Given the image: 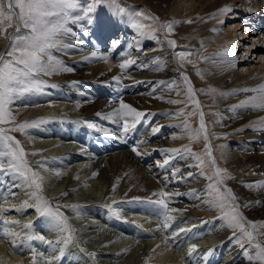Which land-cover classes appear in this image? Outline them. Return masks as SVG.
<instances>
[{"label": "bare ground", "instance_id": "1", "mask_svg": "<svg viewBox=\"0 0 264 264\" xmlns=\"http://www.w3.org/2000/svg\"><path fill=\"white\" fill-rule=\"evenodd\" d=\"M130 1L135 2L144 7H147L148 10L150 9L149 11L155 14L158 19L166 20V21L168 20L170 21V23H172L173 25L172 32L169 33L166 30V34L164 32L165 35H162L160 39L158 46L160 47V49H158L157 47L153 49L150 52V54H143V53L141 54L139 52L136 53L135 55L133 54L134 55L133 57L132 54L129 53L128 54L129 57L131 59H134L136 63L130 65L128 69L123 73L119 67L121 63L114 64L111 61H109L110 59L108 60V58L100 59V57L102 56L99 54H101L100 51L104 42H107L110 36L114 34H118L120 30L123 31L124 28L125 30H127V28L130 25L129 14L122 21L121 19H118V16L115 15H112L111 18H108L109 16L108 13H112L113 11L107 6L105 7L102 6L100 20L98 21L99 25L97 26L95 25V23H92L91 25L88 24V27L91 29L88 35H85L84 32H80L78 33V36H76L75 39L72 37L68 38L66 42L69 45H73V47H68L65 49L63 48L64 52L62 53L64 58L67 61H70V63L72 64V68L74 69L73 72L75 73V75L73 73L72 74L73 76L71 78L78 79L85 83L90 82V84L92 85L113 83L114 85H116L117 88V90L115 89L116 91L119 92L120 90L124 89V91L128 90L127 92L128 94L129 93L130 94L126 96L125 93L122 94L120 91L118 93V96L116 95L117 98L114 97L111 100L104 98L107 95L104 94L105 92L104 93H100V91L93 92V90L90 91L88 95L81 92L77 93L75 91L65 92L64 90H56L53 92L52 95L47 94L51 101L49 104L50 110L44 111V113L42 112L43 114L40 117H44V118L47 117V118L43 119V122L45 123L38 127V131H35V134L33 133L35 135V137L33 138L37 139L40 136L41 138L44 137V140L40 138L39 142L37 143L39 145V152L41 151L43 152L42 153L43 157L51 156V155L47 156L46 154V151L50 148L49 142L53 140L57 142V144H61L68 139V133L65 131L66 129H68L67 127L68 125L58 128L53 127V124H55V119L53 118H56L55 116H57L55 115L54 112L57 109L60 110L62 108H65L67 101H70L72 104L74 101H77L76 109L77 108L81 109V114L83 115L82 118L89 119V117H93L94 124L96 125L95 128H89L87 125L84 124L85 128H87L89 131H98L96 133L101 134V136L103 135L104 145L101 146L102 148H99V146L98 147L91 146V147L92 150H94V155L96 157L98 156L97 155L98 152H99L98 154L105 153L103 159H104V164H106L107 166V169L106 171L101 172L98 178L99 181L93 183L91 181V183L93 184L92 187L97 188L98 182L101 183V185L106 182L109 183L108 182L109 177L106 176L108 175L106 174L107 171L112 174L111 177H114L115 182L117 180L116 179L117 177L122 178V180L118 181V182H122V187L119 188H121L120 189L121 195L128 193L127 197L129 199L127 200V203L130 206V218H129L131 219L130 223L134 225L136 229L138 228V229H142L143 231H146L144 232L145 233L144 234L143 231L139 230L138 235L139 234L140 236L148 235L153 238L152 244L148 251L149 253L145 256V259L143 260L142 264H183V260H182L184 259L183 256L188 255L189 249L191 247L188 245L181 246L182 242H185L182 241L179 243V241L182 240L183 238L184 231H179L180 229L178 228L182 227V225H186L187 227L186 228L184 227L185 231H188L189 229L192 230L194 228L201 230L200 227L204 226L202 222L207 217L208 219L204 224L209 223V225L213 226L212 223L213 220L211 218L213 217V215L204 213L203 210L205 208H201V206L203 207L206 205L204 203L201 205L199 202L197 203L195 201L191 203V206L197 203L199 204V206H196V209L199 210L195 211L194 217L190 220V221L194 220L195 222L193 223L185 224V220L182 221L181 219L180 221V223H182L180 224L181 226L169 225V227L165 229L163 227V224L154 226L149 224L148 222L150 217L149 214L151 212L157 218L162 217L160 215L159 206L153 203L155 200L159 199V197L154 196L153 193L163 190L164 192L169 193L170 197L179 196L183 199L187 198L185 196V192H186L185 188L179 187L181 182L177 178L172 179V172L175 169H180L181 170L180 172L186 175L187 172L185 171V169L189 167L188 164L185 163V159L180 158L181 154L177 155L173 153H165L163 151L165 149H182L183 143L185 142L187 136H185V134H176L171 137L170 141H166V139H160L161 131L163 129L165 130V128L169 127L170 125H173L175 122V119L170 117L171 115H169L170 109L175 111V109L180 108L177 106L178 103L173 104V103H168L167 101L180 100L179 96L183 94V90H181L180 88L177 89L175 86L172 85L171 87H169L171 78H173V76H178L177 78L179 77L181 78L180 75L181 72L179 67L175 63L176 61L172 57L173 54L171 52L170 46L166 43L167 33L171 34V36L174 35L175 40L179 43L183 39L186 43V46L188 47L200 48L201 46H209L210 51L208 50L206 54L202 55L199 59H197L194 65L190 66L188 64L183 63V61H181V65L185 67V69L188 71H192L195 69L199 70L204 78H207L210 74L213 77H215L213 82L210 84V87L211 89L216 90L214 92L215 102L220 105V111L224 115L222 117V120L223 122H225V125L227 126L226 128H223L219 132L223 133V131H225L226 129L243 125V123L247 121L249 124V120L261 115L264 112V111H252V110H244V109H238L236 112L230 111L229 109L235 105L232 103L237 101L240 97H242V96L239 97V94L243 92L241 90L231 91L228 87L234 84V87L236 85L239 86L240 88L244 87V89H251V88H256L257 86L260 85H264V80H262L261 82H257L256 81L257 78L253 79L254 78L253 71L245 74L246 69L244 67L238 68V65L234 68L231 66L230 69L224 68L223 71L218 75V71L221 64L223 62H226L225 61L226 56L223 55L225 47L230 45L228 49L234 51L231 52V54L233 53L232 55L236 56L237 51L235 49L239 43V40L237 39L238 36H241L240 33H237L239 29L236 25H229L228 28L230 30V33L232 34L227 33V37L226 36L223 37L220 29L217 28V26H214V22L216 20L218 23L221 22L220 20H223V18H228L225 20V22L229 20L228 15L225 16L224 13L220 12L221 9L231 7V4H228V0H212L210 1L212 3V6L207 5L205 3V0L204 1L201 0L200 3L198 4V8L201 7L202 5L201 11L198 12L197 8L191 7L193 12L190 11L189 15H186L184 17L177 16L176 13L172 11V8L174 6L172 0H130ZM175 4L177 5L178 2ZM261 5H262V0H257L254 5V7L256 6L255 7L256 12L254 14H257V10H258L257 8L260 7ZM212 15H215L217 18L216 19L212 18ZM229 15H231V12L229 13ZM188 21L191 22L189 23ZM181 24H183L184 26L179 27V25L181 26ZM261 25L264 26L263 24ZM262 26L258 27L259 32H261ZM97 27H99L100 29L96 30ZM247 29L248 28L243 29L244 36L246 34ZM13 31L14 28L7 29L8 33H12ZM230 35L231 37L229 38ZM218 39L219 41L221 39L222 47H219V43L216 44L215 41ZM259 41L260 43H262L261 44L262 48L261 47L260 48L263 49L264 40L260 38ZM145 42H147L146 39L140 40L138 41L137 45L141 46ZM214 42L215 44H213ZM8 43L9 41L7 39L0 38V53H4V49L8 45ZM135 44L133 45L136 46ZM254 46L256 45L254 44ZM93 52L97 53L96 57L92 56ZM209 52L210 54H208ZM125 54L127 55V53ZM107 57H110V55H108ZM240 57L241 56H239V58ZM239 58L237 59L235 58V59L239 60ZM259 61L262 62L260 66H258L262 71V74L260 75L261 78L264 77L263 55L259 56ZM244 63L245 61L242 62V64ZM142 65H147V67H142ZM242 74L245 75L243 76ZM117 76L121 77L119 81L114 80V77ZM243 77H245V79ZM161 81L166 83L161 84L160 83ZM242 81L245 82L244 86H242L243 85ZM176 84H178V80L177 83L175 82V85ZM111 86L113 87V85ZM177 91H180L181 94L177 95ZM221 93H235V94L222 96L220 95ZM70 94H72V96ZM96 96H98L97 97L99 98L98 100ZM211 97L210 99H213ZM121 100L124 103L131 105L137 111L145 113V117L141 118L140 122L136 124L135 129L127 134L123 132V128H122L123 121L118 120L117 117H112V119L103 118L104 116H107L113 113L116 109H118L120 107ZM32 101L27 96L26 98L20 99L16 103L19 107L23 105L22 107L23 111L21 113L22 116L24 115L25 117L29 111H32L27 109L28 105H32V106L35 105L34 107H32L33 110L36 109L39 110L38 108H41L39 107L40 105L38 104V102H40L41 100L39 101L36 100L34 102ZM14 108L15 110L17 109V107ZM45 112H47V114H45ZM161 113H164V115ZM57 114L58 116H63L62 112ZM69 114H74V113L71 112ZM36 117L38 116H35L34 118ZM47 120L48 122L46 123ZM230 122H232L233 124H230ZM98 125H101V127H99ZM252 126H259V128H264L262 127L264 126V124L261 122L260 123L256 122V124H252ZM153 128H159L160 131L156 134H153L152 131ZM261 133L264 135V131H262ZM220 135L222 136V134ZM237 135L243 138L239 132ZM263 135L258 136V138L256 139L255 137H253L249 141L250 143L247 141L249 143L247 147L243 145L244 143L239 142L240 147H242L241 148L243 152L242 155L236 156L229 153V155L227 154L226 156L225 155L223 156V159L227 162V164L230 165V169L232 171H245L244 176L246 177L248 176L249 178H251V176H253V178H258L261 175L257 176L258 175L257 173L260 174L264 173V136ZM92 139H90V142ZM111 140L112 141L115 140L116 144L110 143ZM170 142L172 144H170ZM89 145L87 147H89ZM134 146H137V151L141 153L140 156H137L132 151V148ZM86 148L82 147L81 148L82 150L79 149L78 152L75 151L76 153L75 154L73 153L74 155H76L78 161L82 159L84 155L83 151H85ZM94 155H91L89 151V153H87V156L86 157L84 156V158L80 161V165H83L86 159H89L91 156ZM183 155L185 154L183 153ZM154 156L156 157L154 158ZM151 158L152 159L154 158L152 165L147 164V162ZM64 159L68 160L70 159V157L68 158L67 156H65ZM165 159H169L170 161L169 164H173L174 167L169 168V164L165 167H159L158 165H162ZM78 161H74L73 164L74 163L77 164ZM144 163H146V165ZM76 164H74V166H76ZM4 167L5 169H7L8 167L7 164H5ZM85 168L87 169L88 167L86 166ZM86 169L82 171H76L73 169L74 171L70 173L71 175L69 177L70 179L69 182H76L77 184V180L80 178V176H83L86 173ZM92 175L93 172L90 173V175L88 174V177ZM165 177H168V179L166 180ZM115 182L109 185V189H107L108 192L106 193L108 194V196L113 195L114 192L117 190V185L119 183L116 184ZM202 182L203 181H201L200 183ZM14 184L19 186L13 187ZM74 187L75 186H73L72 188ZM10 193H15V196L13 197L12 195H10ZM177 193H179V195H177ZM238 194L242 196L243 201L246 199L245 202L242 201L244 204L253 202L250 207H244L245 210L248 208V210H246L247 214L254 219L264 220V201L262 200L263 196H260L259 193L246 194L244 193V190H241L240 193ZM29 195H30V190H26L23 187L22 181L17 176L7 175V174L0 175V207L9 209V211L7 212H0V264H34V262L35 264H54L57 258L60 259L59 248L62 247L63 245H56L54 250L53 247H51L47 242L44 248H42L38 244L39 243L38 239H33L31 241L25 239V233H28L29 231L31 232V234L36 236H39L42 233L48 234L47 241L55 242L59 238V234L55 230H53L50 221L45 217H41L34 207H28L26 209H21L19 211L16 210V208H20V206L23 205L25 201L29 200ZM121 197H119V199H121ZM171 200H173V198H171L169 201ZM255 201H260L261 203L257 205L254 203ZM29 203H32V201H29ZM13 206H15V208ZM100 208L97 211L96 214L97 216H95L94 218H99L101 213H103V209L101 211ZM177 209L179 210V215L185 213V206L184 208L177 207ZM170 215L172 217L175 216L177 217L178 214L172 213ZM5 220L19 221V224L7 225V227H9L11 231L20 233V236L16 239L15 247L12 246V244L9 242L8 239L3 238L2 236L3 229L5 227L4 225ZM95 220L97 219L92 220L93 221L92 224L95 222ZM29 223L33 225L31 230L23 228V225ZM205 227L207 228V226ZM197 232L199 233V231ZM190 236L192 237V235ZM198 237L199 239H201L199 242L200 247H205V248L209 247L207 253L203 252L202 254L198 252L199 254H197L196 256V258L200 257L197 262L201 261L200 264H204L205 261L209 259L208 255L210 254H208V252L215 245L213 244L206 245L207 240L202 238V236L198 235ZM185 238L187 240V237ZM190 239L193 240L192 238ZM221 239H222L220 240V242H222L221 245L224 246V252H225L223 254L224 257L223 255L222 258L220 257V259L214 257L213 261L211 262L212 264H222L225 261V259L228 260L231 259L230 254H232V251H230V249L227 250V248L232 246L228 244L229 241L228 235L225 234ZM220 242L214 248H219L221 246ZM73 245L74 242L66 248L65 250L66 255L69 252V250L73 249ZM173 247L175 250L176 248H179L180 251H176L177 254H175L174 251H172ZM136 250L137 249L130 247L128 245L122 248L120 247L116 254L121 256L126 255L131 258L135 256ZM183 253L185 254L183 255ZM193 255L190 257H193ZM236 256H234V259L236 258ZM87 263L88 262H86L85 260L82 264H87ZM90 263L91 262H89V264ZM92 264H95V261H93Z\"/></svg>", "mask_w": 264, "mask_h": 264}, {"label": "rangeland", "instance_id": "2", "mask_svg": "<svg viewBox=\"0 0 264 264\" xmlns=\"http://www.w3.org/2000/svg\"><path fill=\"white\" fill-rule=\"evenodd\" d=\"M200 1L201 0H172L174 4L172 11L176 13L177 16H180V17L189 15L190 11L193 12L191 7L197 8V11L199 12L201 11V8H202V5L201 7L198 8V4L200 3ZM210 1L212 0H205V3L209 6H212V3ZM256 1L257 0H228V4H231V7H228V8L231 10L222 12V13H224L225 16L228 15L229 20L225 22V20L228 18H223V20H220L221 22L219 23L217 22V20L214 22V26H217V28L220 29L223 37L225 36L227 37V33H230V30L228 28L229 25H236L239 29L237 33L241 34V36H238V39H237L239 40V43L235 49L237 51L236 56H233L232 55L233 53H232L230 54V56L225 57L226 62H223L221 64L219 71H218V75L223 71L224 68L230 69L231 66L234 68L238 65V68L244 67L246 69L245 74L253 71L254 72L253 79L257 78L256 79L257 82H261L262 80H264V77L260 78L262 71L258 67L262 63L261 61H259V56H262V55L264 56V48L261 49L262 43H260L259 41L260 38L264 40V26L261 25V24L264 25V18H263L264 17V1L262 0V5L257 8L258 9L257 14H254L256 12L255 11L256 6L254 7ZM79 2L82 8H86L87 5L90 3V0H79ZM177 2L178 4L176 5L175 3ZM102 6L104 7L107 6L113 11L112 13L114 14L108 13L109 14L108 18H111L112 15H115V16H118V19H121L122 21L128 14L130 16V25L127 28V30H125L124 28L123 31L120 30L118 34H114L110 36L107 42H104L103 46L101 47V51H100L101 54L99 55L106 56V57L110 55V57H107V58L108 60L110 59L109 61H111L114 64L115 63L120 64V63L125 62V60H127L129 57L128 55L129 53L132 54V57L136 53H139V52L141 54L142 53L150 54V52L153 49L159 46V42H160L162 35L166 34L167 29L162 27V25H164L165 23H170V21L168 20L166 21V20L158 19L155 14L149 11L150 9L148 10L147 7L139 5L130 0L129 1L128 0H115V2H112V0H107V2H105L104 4L97 5L96 11L93 14H91L93 17V23H95V25L97 26L99 25L98 21L100 20ZM121 9L123 11H121ZM230 12H231V15H229ZM74 15H82V12L78 9L74 13ZM212 18L216 19L217 17L215 15H212ZM135 24H141L144 26L143 30L145 32V35L139 34V31L137 30V28L134 27ZM258 25L262 26L261 32H259ZM183 26H184L183 24H181V26L179 25V27H183ZM69 27L72 28L73 33L75 34L74 35L73 34L62 35L60 39L64 42V44H68L66 42L68 38L72 37L75 39L76 36H78V33L84 32L83 29L85 28L87 29L88 33L91 31V29L88 27V24H87V18L81 20L78 23H72L69 25ZM245 28H248V29L244 36L243 29ZM99 29L100 28L97 27L96 30H99ZM97 35H98V32H97ZM230 37L231 35L229 36V38ZM143 39H146L147 42L143 43L141 46H138L137 45L138 41L143 40ZM114 40L120 41L119 45L116 46L115 48H113V44H112V41ZM167 40H175L174 35L171 36V34L167 33ZM215 42L216 44L219 43V47H222L221 39L220 41L218 39ZM215 42L213 44H215ZM133 44H135L136 46H134ZM254 44L256 46H254ZM8 46H9V43L5 47L4 52ZM228 47H230V45L225 47V50L228 49ZM64 49L63 48L61 50L53 49L52 54L57 59L62 60L66 66H69L72 68V64L70 63V61H67L62 55V53L64 52ZM158 49H160V47H158ZM170 49L173 54L172 57L176 61L174 62L179 67L180 72L189 77V80L193 88L196 90V99L199 101L201 110L205 114V123L208 129V138H209V142L212 147V154L215 157L216 162H217V166L222 169H226L227 172L230 174L231 178L226 179L224 181L225 186L227 188H230L233 191V193L238 197V203L239 205H241L240 211L243 213V216L248 221L264 222V220L254 219L250 215L247 214L246 210H248V208L245 210V208L243 207V205H245L243 202H245L246 199L243 201L242 196L238 194L240 193L241 190H244V193L246 194L259 193L260 196H263L262 200L264 201V189L258 188L255 185V182L264 181V173L262 174L257 173L258 174L257 176L261 175L258 178H253V176L251 175H250L251 178H249L248 176L246 177L244 176L245 171H232L230 169V165L227 164V162L223 159V156L224 155L226 156L227 154L229 155V153H231L232 155H236V156L242 155L243 153L241 149L242 147H240L239 142L244 143L243 145L247 147V145H249L250 143L249 141L253 137H255L256 139L258 138V136L263 135L261 133L262 131L254 130V129L259 128V126H252V124H256V122L260 123L261 118H264V112L261 115L249 120V124L247 121V122H244L243 125H239L237 127L226 129L225 131H223V133L219 132L223 128H226L227 126L225 125V122H223L222 120V117L224 115L220 111V105L215 102V98H214L215 94L213 92L208 91L209 89H211L210 84L213 82L215 77H213L210 74L207 78H204L200 71H199L200 75L197 74V71H198L197 69L192 70V71L186 70L185 67L181 65V59L179 58L178 55H176V53H179V52L191 53L190 56H187L183 60V63L191 66V65H194L197 59H199L202 55L206 54L208 50L210 51L209 46H201L200 48L188 47L186 46L185 41L182 39L180 43L179 42L176 43L175 48L170 47ZM231 52H234V51L231 50ZM125 53H127L128 56ZM208 54H210V52ZM239 56L241 57L239 58ZM235 58L236 59L239 58V60H236ZM244 61L245 63L242 64V62ZM237 63H240V64H237ZM73 73L74 72H70V73L61 72V73L53 74L50 76L41 74L39 76V79H42L45 82V86L42 88L41 92L26 93L22 95L19 99L15 100L14 103L12 104L11 107H12L13 115L15 116V123L19 124V123H23L26 121L31 122V121L46 119L47 117L44 118L40 116L44 113V111L50 110L49 104L51 101L48 95L50 94L52 95L53 92L56 90H64L65 92L75 91L77 93L81 92L87 95L92 90L93 92L100 91V93L105 92L104 94H107L106 95L107 97L105 96L104 98L109 99V100H111L114 97L117 98L118 93L120 91L122 94L125 93L126 96L130 94V93L128 94L127 92L128 90L124 91V89L120 90L119 92L116 91L117 90L116 85H114L113 83L92 85L90 84V82L85 83L78 79L71 78L73 76L72 75ZM177 77L178 76H173V78H171L170 80V83L172 81H175L177 83V80H178V84L176 85H179L180 86L179 88L183 90L184 92L187 86L183 83L182 78L180 77L177 78ZM243 78L245 79V77ZM73 82H76V83H73ZM242 83H243L242 86H244L245 82L242 81ZM111 85H113V87ZM176 85L173 84L172 86L176 87ZM233 87H234V84H232L228 88L231 91H239V90L244 89V87L240 88L239 86H236V85L234 88ZM251 89H254V88H251ZM70 95L72 96V94ZM252 95L253 93L251 92H248V93L243 92L239 94V97L240 96L242 97H240L237 101L233 102L232 104L237 105L242 100H245L246 98ZM27 96L31 99V101L33 100L32 102L36 100L37 101L41 100L40 102H38V104L40 105L39 107L41 108H38L39 110L37 109L33 110L32 107H34L35 105L34 106L28 105L27 109L32 110V111H29L28 114L24 117V115L22 116L21 114L23 111L22 109L23 105L19 107L16 103L20 99L26 98ZM97 97L98 96H96V98ZM179 97H180L179 101H182V103H178L177 106L180 108L175 109V111L170 109L169 111V115H171L170 117L174 118L175 122L173 125H170L169 127L165 128V130L163 129L161 131V136H160L161 138L160 137L159 138L166 139V141H170L173 135L185 134L187 138L185 139V142L183 143V147L185 145L191 144V151L193 153L203 155L205 151V141L203 139H200L199 141H190L189 133L182 128V125L185 122V120H187V122L190 124V126L193 129L199 127L198 115L196 116L188 115V113L193 111L195 105L188 102L186 95L182 94ZM210 97L213 99H210ZM98 99L99 98H97V100ZM71 104L72 103L70 101H67L65 108H62L60 110L57 109L54 112L55 115L57 116H55L56 118H53L55 119V124H53V127L58 128V127L68 125L67 126L68 129L65 130L68 133V139L65 140L61 144H57V142L51 140L49 142L50 148L46 151L47 156L51 155L49 157H43L42 156L43 152L42 151L39 152V145L37 143L39 142V139L41 138V136L38 137L37 139L33 138L35 137L34 135L35 131H38V127L44 124L45 122L39 123L34 127L26 128L23 132L14 131V132L8 133L9 135L15 137V139L19 140L25 152L29 154L27 156V161H28V164L31 166V168L35 171H39L41 175L44 177V190L42 193L43 196L50 201L51 206L54 209H56L57 206H59V211L62 212L63 215H65L68 218L70 225L74 229H76V232H75L76 239L74 241L73 249L69 250L67 255L64 254L63 258L61 257H59L60 259L57 258L54 264H59V263L60 264L61 263L82 264L85 260L86 262H88L87 264H89V262H91L90 264H92L93 261H95V264H142L143 260L145 259V256L149 253L148 251L152 244L153 238L148 235L146 236H140V234L138 235L139 233L138 231L139 230L143 231V230L138 229V228L136 229L134 225L130 223L131 222V219H129L130 218V206L127 203V200L129 199L127 197L128 193L121 195V190H120L121 188H119V187H122V182H118V181L122 180V178L117 177L116 178L117 180L115 182L114 177H111L112 174L107 171L106 174L108 175L106 176L109 177L108 179L109 183L106 182L101 185V183L98 182L97 188L92 187L93 182L99 181L98 178L101 172L106 171L107 169V166L106 164H104V159H103L105 156V153L103 154L100 153L101 154L100 155L98 154L99 153L98 152L97 153L98 156L96 157L94 155V150H92V147L94 146L96 147L99 146V148H102L101 146L104 145L103 135L101 136V134L96 133L98 131H89L87 128H85L84 124L87 125V123L89 122L94 123L93 117H89V119L82 118L83 115L81 114V109H78V108L76 109L77 101H74L73 104L72 105ZM14 107H17V109L15 110ZM60 112L63 113L62 114L63 116H58L57 113H60ZM71 112H73L74 114H69ZM180 113H183V114H180ZM45 114H47V112H45ZM161 114L164 115V113H161ZM35 116H38V117L34 118ZM47 122L48 120L46 121V123ZM230 124H233V123L230 122ZM98 126L101 127V125H98ZM0 127H10V125H0ZM238 132L240 133V135H242L243 138L237 135ZM217 134H218V137H217ZM220 134H222V136ZM92 138L94 139V142ZM41 139L44 140V137H42ZM90 139H92L91 142H90ZM110 143L116 144V141L111 140ZM170 144L172 143L170 142ZM88 145L89 147H87ZM82 147L84 148L87 147L86 150L83 151L84 155L82 159L84 158V156L85 157L87 156V153H89V151L91 155H94V156H91L89 159L85 160V163L83 164L84 166L80 165V161L82 159L78 161L76 155H74L76 152L79 151V149L82 150L81 149ZM34 152H37V153H34ZM55 153L57 156L55 155ZM181 155H183V153H181ZM65 156H67L68 158L70 157V159L68 160L64 159ZM155 157L156 156H154V158ZM153 159L151 158L147 162V164L152 165L154 161ZM74 161H78L77 164L74 163L76 164V166H74L73 164ZM185 163H187L188 166L195 165L196 161L189 157L185 159ZM144 164L146 165V163ZM86 166L90 169L88 168L86 169L85 168ZM173 167H174L173 164H169V168H173ZM73 169L76 171H82L86 169V173L83 176H80L81 179L79 178L77 180V184L76 182H69L70 180L69 177L71 175L70 173L74 171ZM185 171L187 172V174L184 175L182 174V172H180L178 174L177 179L181 182L179 187L185 188V191H186L185 196L187 198L183 199L179 196H171L170 199L173 198V200L169 201L168 203L169 208L173 207L177 209V207L184 208L185 206V213H183L182 215H179V211L171 212L170 214L175 213L178 215L177 217L175 216L174 219L169 221V225L181 226L180 225L182 224L180 223L181 219L182 221L185 220V224L195 222L194 220L193 221H190V220L194 217L195 211L199 210V209H196V206H199V204H197L199 202L201 205L203 203L206 205L203 207L201 206V208H205L203 210L204 213L213 215V217H211L213 220L212 222L213 226L209 225V223L204 224L208 219L207 217L203 222L201 221L204 225L200 227L201 230L194 228L192 230L189 229L188 231H184L183 238L182 240L179 241V243L182 241H185V242H182L181 246L188 245L191 247L192 245H195L197 248V252L194 253L193 257H190L189 255L185 256L184 255L185 253H184L183 255L185 257L182 255L184 258L182 259L183 264H200L201 261L197 262L200 258V257L196 258L197 254L199 253L203 254V252L207 253V251L209 250V247H206V248L200 247L199 242L201 239H199L198 235L202 236V238L207 240L206 245L213 244L216 246L220 242V240H222L221 238H223L225 234H227L229 237L228 244L232 245L231 247L227 248V250L230 249V251H232V254H230L231 259L230 258H229L230 260L225 259L223 263L224 264H254V262H250L243 255L244 250L241 249L240 245L235 242L236 237H233V230L226 227V222L220 218L221 213L215 208H212L209 204H206L205 202H203L207 198L205 189H206L207 184L209 183V181L206 179V175H201L200 174L201 169L195 166H192V167L189 166L188 168L185 169ZM203 171L205 174H210L212 171L211 166L208 164L207 157H205V167ZM57 172L60 173L59 176L56 175ZM92 172L93 174L95 172L96 175L95 176L92 175L88 177V174L90 175V173ZM189 172L193 173L192 177H188ZM201 181L203 182L200 183ZM113 182H115L116 184L119 183L117 185V190L114 192L113 195L108 196V194H106L108 192L107 189H109V185L112 184ZM249 184H252L253 187L251 188L248 187L247 185ZM73 186L75 187L72 188ZM192 190H196L197 195L190 194L192 193ZM119 197H121V199H119ZM195 201L197 203L191 206V203ZM67 205H76L78 207L74 211L71 207H66ZM98 206H100L101 208ZM99 208L101 209V211L103 209V213H101L99 218H94L95 216H97L96 214ZM149 216H148L149 224L154 225V226H158L159 224L162 225L163 217L157 218L152 212L149 214ZM179 216H182V218L178 219ZM94 219H97V220H95V222L92 224L93 222L92 220ZM173 221L174 223H172ZM205 226H207V228ZM208 226H211V227H208ZM182 227L178 228L180 229L179 231H181V229H184V227L186 228L187 226L182 225ZM258 230L264 231V229H260V228H258ZM197 231H199V233ZM144 232L146 231H143V233ZM41 235L44 236V241L39 240L38 244L40 245V247L44 248L48 240V237H47L48 234L42 233ZM190 235H192V237ZM185 237H187V240ZM188 237L192 238L193 240H191ZM260 241L261 243H264V237H260ZM221 244L222 242H220V245ZM128 245L130 247L137 249L135 256L130 258L126 255L121 256V255L116 254L120 247L122 248ZM215 246H213L211 250L208 252V254H210L208 255L209 259H207L204 264H212L211 262L213 261L214 257L219 258V259L220 257L222 258V255L225 253L224 246L221 245L219 248H214ZM81 249H85L86 252H81L80 251ZM172 249H173L172 251H174L175 254H177L176 251H180L179 248H176L175 250L173 247ZM245 249H248L247 243H245ZM249 251H251V249H249ZM87 253H95L96 255L95 257H91L87 255ZM234 256H236L235 259H234Z\"/></svg>", "mask_w": 264, "mask_h": 264}, {"label": "snow or ice", "instance_id": "3", "mask_svg": "<svg viewBox=\"0 0 264 264\" xmlns=\"http://www.w3.org/2000/svg\"><path fill=\"white\" fill-rule=\"evenodd\" d=\"M107 0H90L86 8H82L79 0H0V38H5L9 41V46L4 53H0V125H10V127H0V175H15L21 181L26 190H30L29 200L25 201L17 211L34 207L41 217L47 218L53 230L59 234V238L47 243L55 250L56 245H63L59 248L60 257L63 258L66 248L72 244L76 237L74 229L68 218L59 211V206L54 209L48 199L43 196L44 190V177L39 171H35L28 164L27 156L24 148L21 146L20 141L15 137L9 135V132L20 131L23 132L26 128L34 127L43 120L23 122L16 124L15 116L12 112V104L15 100L19 99L26 93H39L45 86V82L39 79L41 74L53 75L61 72L70 73L74 69L66 66L62 60L57 59L52 54V50H61L62 48L73 47V45L64 44L60 39L62 35L75 34L71 27L72 23H78L87 18V24L93 23V14L96 11L97 5L103 4ZM115 2V0H112ZM82 12V15H74L77 10ZM229 8L221 9V12L230 11ZM121 11H123L121 9ZM189 23L191 21H188ZM135 28L139 31L140 35H145L144 26L135 24ZM162 27L166 28L169 33L172 32V23H165ZM8 28H14V32L8 33ZM23 29V31H22ZM84 34L88 35L87 29H83ZM120 41H112L113 48L118 46ZM166 43L172 47H176L175 40H167ZM231 49H226L223 53L224 56H230ZM181 61H183L191 53L179 52L176 53ZM93 57L97 56L96 52L92 53ZM100 59H107V57H100ZM158 59V58H157ZM191 62V61H189ZM136 61L130 57L125 62L119 65L122 73L128 69L130 65L135 64ZM147 67V65H142ZM197 74L200 75L199 70ZM183 83L187 86L183 94L186 95L188 102L195 105L192 112L188 113L189 116L199 117V127L193 129L190 124L185 120L182 128L189 133L190 141H205V151L203 155L193 153L191 151V144L185 145L183 149H165V153H173L180 155L181 159L192 158L196 161L195 166L201 169L200 174L206 175L209 183L206 186L205 192L207 198L205 203L209 204L221 213L220 218L226 222V227L233 230V237H236L235 242L243 249V255L254 264H264V243H261L260 237H264V231H259L258 228L264 229V222L248 221L243 213L240 211L241 205L238 203V197L233 193L230 188L224 184L226 179L231 178L226 169L217 166L215 157L212 154V147L208 138V129L205 123V114L201 110L199 101L196 99V90L193 88L189 77L183 73L180 74ZM120 76L114 77V80L119 81ZM76 83V82H73ZM161 84L166 82L161 81ZM175 84L172 81L169 86ZM179 85L176 88L179 89ZM203 91V90H201ZM209 92H215V89H209ZM244 93L251 92L252 96L242 100L239 104L232 106L229 110L236 112L238 109L264 111V85H260L254 89H242ZM181 92L177 91V95ZM235 93H221L222 96L232 95ZM162 99V97H161ZM168 103H182L179 100H168ZM183 114V113H180ZM99 115V114H98ZM117 117L118 120L123 121V132L125 134L134 130L136 124L140 122L145 113L137 111L131 105L120 101V107L113 113L104 116V119H112ZM264 123V118H261ZM89 128H95L94 123H87ZM255 131H264V128L254 129ZM153 134L160 131L159 128L152 129ZM175 138V137H173ZM132 151L140 156L141 153L137 151V146L132 148ZM205 157H207L208 164L211 166V173L205 174L203 169L205 167ZM169 159H165L159 167H165L169 164ZM7 164V169L4 165ZM180 169H175L172 172V179H176L180 173ZM60 175L59 172L56 173ZM94 176L96 174H93ZM193 173L189 172L188 177H192ZM167 180L168 177H165ZM258 188L264 189V181L255 182ZM19 185H13L18 187ZM253 187L252 184L247 185ZM115 189V186H114ZM193 195H197L196 190H192ZM13 197L15 193H10ZM66 195V193H65ZM159 199L155 203L160 208V215L163 217L162 224L165 229L169 227V221L174 219L170 215L171 212L179 211L178 209L169 208L168 203L170 194L163 190L153 193ZM179 195V193H177ZM32 201V203H29ZM253 202L243 205V207H250ZM259 205L260 201H255ZM15 208V206H13ZM74 211L78 206L67 205ZM8 208L0 207V212H7ZM5 227L2 236L8 239L13 247L16 246V239L20 233L11 231L7 225L19 224V221H4ZM33 225L31 223L23 225V228L31 230ZM181 231H185L181 229ZM178 235V234H176ZM25 239L31 241L38 239L44 241V236H36L29 231L25 233ZM245 243L248 244V249H245ZM251 249V251H249ZM81 252H86L81 249ZM197 252L195 245L189 249L188 255L192 256ZM91 257H95V253H87ZM35 264V262H34Z\"/></svg>", "mask_w": 264, "mask_h": 264}]
</instances>
